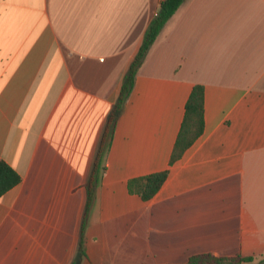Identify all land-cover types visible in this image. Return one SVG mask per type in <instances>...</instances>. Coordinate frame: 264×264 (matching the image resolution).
<instances>
[{
    "label": "crops",
    "instance_id": "1",
    "mask_svg": "<svg viewBox=\"0 0 264 264\" xmlns=\"http://www.w3.org/2000/svg\"><path fill=\"white\" fill-rule=\"evenodd\" d=\"M164 0H0V264L264 261V0H185L124 78ZM204 131L171 164L195 86ZM150 201L129 181L160 172ZM81 246L85 256L81 251Z\"/></svg>",
    "mask_w": 264,
    "mask_h": 264
},
{
    "label": "trees",
    "instance_id": "2",
    "mask_svg": "<svg viewBox=\"0 0 264 264\" xmlns=\"http://www.w3.org/2000/svg\"><path fill=\"white\" fill-rule=\"evenodd\" d=\"M184 2L185 0H164L162 2L160 11L151 21L145 33L140 49L124 78L120 98L109 117L108 126L101 142L92 176L87 185L88 199L83 218L82 231L85 230L86 222L94 202L95 189L99 181V173L101 171L103 156L107 148V141L111 136L116 120L133 89L134 80L138 70L145 61L149 50L154 45L162 29L175 15ZM204 95L205 93L203 86L198 85L194 87L187 103L184 124L172 154L171 164L178 161L186 149H188L202 135L204 131ZM167 177L168 172L165 171L142 178L133 179L128 183V190L131 194L140 196L142 200L150 201L160 191L167 180ZM21 181V177L12 167H10L6 162L0 161V198L10 189L20 184ZM81 251L83 256H85L82 246ZM253 262L254 258L252 257L228 258L215 257L213 255L207 254L194 256L186 264H251Z\"/></svg>",
    "mask_w": 264,
    "mask_h": 264
},
{
    "label": "rangeland",
    "instance_id": "3",
    "mask_svg": "<svg viewBox=\"0 0 264 264\" xmlns=\"http://www.w3.org/2000/svg\"><path fill=\"white\" fill-rule=\"evenodd\" d=\"M251 264H253V263H251ZM255 264H264V261L263 262H260V263H255Z\"/></svg>",
    "mask_w": 264,
    "mask_h": 264
}]
</instances>
